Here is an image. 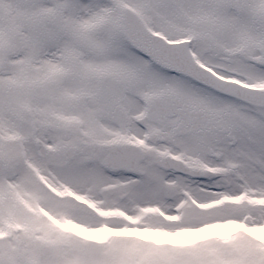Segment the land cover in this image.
Returning a JSON list of instances; mask_svg holds the SVG:
<instances>
[{
    "label": "snow or ice",
    "instance_id": "1",
    "mask_svg": "<svg viewBox=\"0 0 264 264\" xmlns=\"http://www.w3.org/2000/svg\"><path fill=\"white\" fill-rule=\"evenodd\" d=\"M0 264H264V0H0Z\"/></svg>",
    "mask_w": 264,
    "mask_h": 264
}]
</instances>
